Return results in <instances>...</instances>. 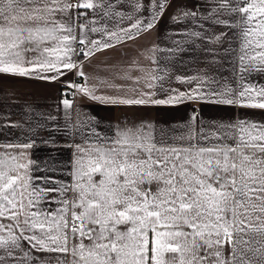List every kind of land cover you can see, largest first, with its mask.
Here are the masks:
<instances>
[{"label": "snow or ice", "instance_id": "6c2138e0", "mask_svg": "<svg viewBox=\"0 0 264 264\" xmlns=\"http://www.w3.org/2000/svg\"><path fill=\"white\" fill-rule=\"evenodd\" d=\"M168 6L0 0V77L64 88L62 126L49 129L58 117L31 108L27 127L0 125L28 135L0 143V264H264V120L248 118L264 113V0H205L203 12H183L194 27L166 51L191 53V74L139 69L119 77L133 81L125 87L90 84L84 71L98 53L153 29ZM101 88L117 94L97 95ZM77 96L125 108L246 111L205 119L194 108L178 125L140 118L103 128L74 107ZM41 133L53 145L54 133L67 135L71 157L63 166L50 157L34 176L29 150Z\"/></svg>", "mask_w": 264, "mask_h": 264}, {"label": "crops", "instance_id": "0c3cea01", "mask_svg": "<svg viewBox=\"0 0 264 264\" xmlns=\"http://www.w3.org/2000/svg\"><path fill=\"white\" fill-rule=\"evenodd\" d=\"M148 0H145L147 3ZM168 7L157 20L155 27L150 31L137 37L135 40H126L113 49L98 53L92 58L91 63H85L84 71L88 75L89 83H98L105 79L125 87L133 86V81L119 79L125 73L130 72L132 76L143 75L139 69L150 71L159 66L168 68L176 74L195 70L191 53H180L175 55L166 51L176 47L174 42L181 41L194 25L190 19L183 18V12L205 10V0H167ZM188 47V45H182ZM165 49L155 51L153 49ZM155 56L156 64L152 63L150 57ZM172 57V59H168ZM77 76L69 74L65 79L76 82ZM80 78V77H79ZM82 79V78H81ZM83 83V79L81 81ZM64 91L61 84H50L43 81L28 78L0 77V125L11 122L25 123V117L29 114L28 109L33 112L43 113L45 116L51 114L57 116L56 121H48L49 129L56 125L62 126L64 118L62 108H59L60 93ZM115 95L113 90L101 88L97 95ZM69 98V97H68ZM74 107L82 112L96 117L106 128L109 123H117L125 119H146L152 121L167 120L174 125L183 123L194 108L199 109L205 119L228 118L237 114H243L246 110L232 109L227 106L212 105H181L175 108H125L116 107L93 101L79 96L74 98ZM75 116V113L73 114ZM248 118L252 120H264V113L259 110L249 111ZM25 123V127H27ZM56 144H44L42 141L49 139L46 133L34 137L35 147L29 150L31 159L37 162L40 171L34 172V176H40L45 169L46 163H51L50 157L56 158L57 166H63L71 157L70 150L66 147L71 142L67 135L54 133ZM28 135L16 128L0 129V143L27 142Z\"/></svg>", "mask_w": 264, "mask_h": 264}, {"label": "built area", "instance_id": "2783aa9c", "mask_svg": "<svg viewBox=\"0 0 264 264\" xmlns=\"http://www.w3.org/2000/svg\"><path fill=\"white\" fill-rule=\"evenodd\" d=\"M82 79L81 78H76V83H81ZM69 98H72L70 95H69Z\"/></svg>", "mask_w": 264, "mask_h": 264}]
</instances>
